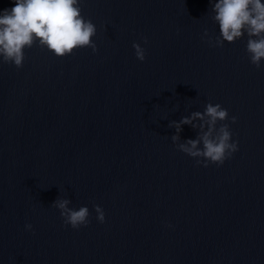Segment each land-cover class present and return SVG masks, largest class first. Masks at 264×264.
<instances>
[{"label":"water","instance_id":"obj_1","mask_svg":"<svg viewBox=\"0 0 264 264\" xmlns=\"http://www.w3.org/2000/svg\"><path fill=\"white\" fill-rule=\"evenodd\" d=\"M80 7L95 53L37 44L21 68L0 63V264H264V61L247 35L210 46V0ZM208 103L238 147L220 166L179 150L202 121L175 124ZM57 199L87 207L88 226L65 225Z\"/></svg>","mask_w":264,"mask_h":264},{"label":"clouds","instance_id":"obj_2","mask_svg":"<svg viewBox=\"0 0 264 264\" xmlns=\"http://www.w3.org/2000/svg\"><path fill=\"white\" fill-rule=\"evenodd\" d=\"M81 0H14V7L0 12V63L23 66L25 49L37 45L47 49L56 57L63 58L73 54L74 50L91 48L93 53L97 46L92 38L96 36V26L90 19L82 15ZM212 20L219 26V36L213 39L207 31V43L214 47H223L247 35L246 52L250 63L256 68L264 61V3L262 0H210ZM144 43H147L145 39ZM136 58L145 60V49L134 43ZM199 120L202 130L196 140H188L179 145V150L193 158H202L203 166L209 163L223 165L238 150L237 143L231 142L232 133L224 121L228 120V111L220 104L208 103L203 113L194 112L191 117L183 118L175 124L177 132L181 125L192 124ZM220 127L217 129V124ZM232 123L236 118L232 117ZM193 127L197 125L192 124ZM206 128V130H204ZM173 141L179 139L172 137ZM202 143L203 147H198ZM201 163V159H197ZM70 201L57 199L52 205L59 210L65 225L73 229L89 224V210L68 207ZM95 212L100 223H104L105 215L101 207L96 206ZM31 230L30 224L25 226Z\"/></svg>","mask_w":264,"mask_h":264}]
</instances>
